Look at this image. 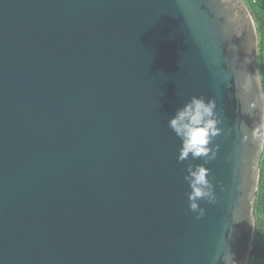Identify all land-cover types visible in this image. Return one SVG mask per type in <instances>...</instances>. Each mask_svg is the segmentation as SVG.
Here are the masks:
<instances>
[{
  "label": "water",
  "instance_id": "water-1",
  "mask_svg": "<svg viewBox=\"0 0 264 264\" xmlns=\"http://www.w3.org/2000/svg\"><path fill=\"white\" fill-rule=\"evenodd\" d=\"M243 0H0V264H248L264 153ZM192 95L223 132L190 211L168 127Z\"/></svg>",
  "mask_w": 264,
  "mask_h": 264
},
{
  "label": "clouds",
  "instance_id": "clouds-1",
  "mask_svg": "<svg viewBox=\"0 0 264 264\" xmlns=\"http://www.w3.org/2000/svg\"><path fill=\"white\" fill-rule=\"evenodd\" d=\"M221 124L222 118L217 111L216 100L206 99L203 95H192L176 109L168 121V127L181 141L178 160L183 162L191 158L193 161H204L194 166L189 164L184 177L192 189L188 194L189 208L196 214V219L205 215V208L201 207L200 201L215 203L211 169L206 165L217 156L219 146L215 144V140L223 132ZM220 259L222 264H238L230 250L224 251ZM212 264H216L215 258Z\"/></svg>",
  "mask_w": 264,
  "mask_h": 264
},
{
  "label": "trees",
  "instance_id": "trees-1",
  "mask_svg": "<svg viewBox=\"0 0 264 264\" xmlns=\"http://www.w3.org/2000/svg\"><path fill=\"white\" fill-rule=\"evenodd\" d=\"M243 1L248 6L257 30L259 55L256 56L255 61L260 70L264 91V0ZM259 176L255 206L256 225L248 264H264V153Z\"/></svg>",
  "mask_w": 264,
  "mask_h": 264
},
{
  "label": "rangeland",
  "instance_id": "rangeland-1",
  "mask_svg": "<svg viewBox=\"0 0 264 264\" xmlns=\"http://www.w3.org/2000/svg\"><path fill=\"white\" fill-rule=\"evenodd\" d=\"M259 43V42H258ZM258 50H259V48H258ZM259 55V51H258V53H257V56Z\"/></svg>",
  "mask_w": 264,
  "mask_h": 264
}]
</instances>
